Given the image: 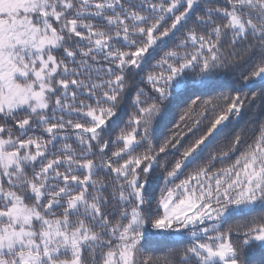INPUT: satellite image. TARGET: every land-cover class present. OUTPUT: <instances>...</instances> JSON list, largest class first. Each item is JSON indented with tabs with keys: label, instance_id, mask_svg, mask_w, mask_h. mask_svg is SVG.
<instances>
[{
	"label": "snow or ice",
	"instance_id": "snow-or-ice-1",
	"mask_svg": "<svg viewBox=\"0 0 264 264\" xmlns=\"http://www.w3.org/2000/svg\"><path fill=\"white\" fill-rule=\"evenodd\" d=\"M257 248L264 0H0V264H251Z\"/></svg>",
	"mask_w": 264,
	"mask_h": 264
},
{
	"label": "trees",
	"instance_id": "trees-1",
	"mask_svg": "<svg viewBox=\"0 0 264 264\" xmlns=\"http://www.w3.org/2000/svg\"><path fill=\"white\" fill-rule=\"evenodd\" d=\"M178 37H179V34H178ZM163 50H166V49H162L159 54H162ZM158 55H157V58H158ZM218 91L227 92L228 89H221ZM210 95H215V93H210ZM184 106H185L184 104H180L179 106L174 107L172 109V113L169 119L165 121L163 124H161V126L158 129V138L155 141L157 146L159 145L160 142H162L164 137L167 134H169V129L172 128V125L179 119L180 110ZM124 119H127L126 115L124 116ZM238 127L239 126H237V129H225V131L222 132L220 136H218L216 140L208 146L207 149H205V152L203 153L201 159L197 160L192 165H189L188 169H186V172L191 171L197 165L204 163L209 153L214 152V151L218 152L222 149H226L231 139V133H234L235 130H238ZM234 158L235 157H233V159ZM220 166L222 165L221 163L218 162L216 164V167H220ZM182 178L183 176H181V179ZM162 183L163 181L161 178L160 182L154 186V191H153L154 196L159 195V189ZM225 227H227V225H225ZM187 242H188L187 236L180 238V239H173V238L164 239L162 237H157L153 240V242L150 245L147 246V251L144 254L152 255V256H162L163 254L167 253L170 249H179L183 247ZM249 259L251 261V264H260L261 260H264V249L257 248V249H253L252 251H250Z\"/></svg>",
	"mask_w": 264,
	"mask_h": 264
}]
</instances>
